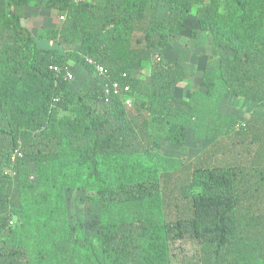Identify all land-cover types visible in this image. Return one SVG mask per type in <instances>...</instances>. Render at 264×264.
<instances>
[{"label": "trees", "instance_id": "16d2710c", "mask_svg": "<svg viewBox=\"0 0 264 264\" xmlns=\"http://www.w3.org/2000/svg\"><path fill=\"white\" fill-rule=\"evenodd\" d=\"M41 4L0 10V264H173L188 249L264 264V116L220 109L227 94L264 104V0H47L65 19L34 34L24 10ZM192 12V36L225 53L186 100L172 94L182 66L159 50ZM60 39L78 48L39 43ZM54 64L90 77L71 89ZM189 131L200 153L161 152ZM68 190L97 208L96 235H74Z\"/></svg>", "mask_w": 264, "mask_h": 264}, {"label": "rangeland", "instance_id": "374dc122", "mask_svg": "<svg viewBox=\"0 0 264 264\" xmlns=\"http://www.w3.org/2000/svg\"><path fill=\"white\" fill-rule=\"evenodd\" d=\"M47 0H41V5L44 7L43 12L51 11L47 8ZM104 2V0H100ZM8 0H0V10H8ZM195 12H192L185 22V31L170 39L167 47L160 49L163 59L169 63H178L183 68V79L181 83L172 89L174 96L189 99L193 93H203L205 87L202 85V75L205 68L214 69L218 67L220 55L225 53L214 46L213 38L210 33L199 32L197 36H192L191 30L197 27V22L194 17ZM60 15L57 13L56 18ZM62 24L58 19V25ZM42 28V27H41ZM38 31L37 27L34 32ZM40 45L48 46V41H39ZM54 46V44H51ZM58 46L64 51L77 47V44L59 43ZM74 49V48H73ZM74 72L76 81L70 84L71 89H75L79 80H84L89 76L82 69L75 70L76 67H71ZM135 75L147 79L148 72L145 70L135 71ZM221 111L237 116L238 120L244 122L252 113L264 116V104H256L242 97L233 95H225L220 105ZM208 145L207 141H199L194 133L189 131L186 135L184 146H178L166 140H161V152L166 155L180 156L187 160L197 153H200ZM68 208L70 215L71 228L74 235H96L98 228V211L95 206L88 204L85 201L84 193L80 191H67ZM173 264H200L198 251L195 250H175Z\"/></svg>", "mask_w": 264, "mask_h": 264}, {"label": "crops", "instance_id": "0c3cea01", "mask_svg": "<svg viewBox=\"0 0 264 264\" xmlns=\"http://www.w3.org/2000/svg\"><path fill=\"white\" fill-rule=\"evenodd\" d=\"M90 1H92L94 3H103V2H100V0H90ZM43 7L44 6L41 5L39 10L36 11V13H34V14H33L32 7H30V6L25 7V10H24L25 24L27 25V27H29L32 30V32L34 34L37 33V32L36 33L34 32V28H36V27H37V29H40L41 27H43V28H59L61 26V24L58 25L59 17H58V19L56 18V15L58 13L57 10L50 8L51 11H48V12L44 11L43 12V9H42ZM59 43L63 44L64 41L62 39H60L56 42L48 41L47 44L49 47H52L51 44L58 46ZM73 48L77 49L78 45H77V47H73ZM74 69L75 70L82 69V71L84 70L83 71L84 73H82V75H84L85 73H88L87 70L84 67H82L81 65H77ZM82 81L83 80H79L80 83Z\"/></svg>", "mask_w": 264, "mask_h": 264}, {"label": "built area", "instance_id": "2783aa9c", "mask_svg": "<svg viewBox=\"0 0 264 264\" xmlns=\"http://www.w3.org/2000/svg\"><path fill=\"white\" fill-rule=\"evenodd\" d=\"M73 1H74L75 3H81V2H84V1H86V0H73ZM64 19H65L64 15H60V16H59V20H61V22H63ZM88 62H89L90 64H96L95 61L92 60V59H89ZM51 67H52V68L54 69V71H56L57 73H61V74L63 75V77H64L67 81H73V80H74L75 75H74V72L72 71V69L70 68V66L65 65L64 67H61V66H59V65H57V64H54V65H52ZM104 70H105V69H104L103 66H101V65H97V71H98L99 73H103ZM113 88L119 90V89H120L119 84H118V83H114V84H113ZM124 90H125V91H126V90H129V87H128V86L125 87ZM109 91H110V90L108 89L107 92H109ZM125 104L129 106V105H131V101H130V100H126V101H125Z\"/></svg>", "mask_w": 264, "mask_h": 264}]
</instances>
